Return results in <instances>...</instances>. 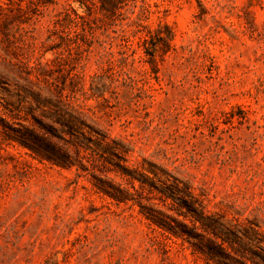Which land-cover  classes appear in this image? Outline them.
Returning <instances> with one entry per match:
<instances>
[{
    "label": "rangeland",
    "instance_id": "1",
    "mask_svg": "<svg viewBox=\"0 0 264 264\" xmlns=\"http://www.w3.org/2000/svg\"><path fill=\"white\" fill-rule=\"evenodd\" d=\"M39 1L0 0V264H264V0Z\"/></svg>",
    "mask_w": 264,
    "mask_h": 264
},
{
    "label": "trees",
    "instance_id": "2",
    "mask_svg": "<svg viewBox=\"0 0 264 264\" xmlns=\"http://www.w3.org/2000/svg\"><path fill=\"white\" fill-rule=\"evenodd\" d=\"M97 1L100 3L101 11L107 12V13L113 12V10L108 7V5H110V7H113V9H115L114 7H115L116 3L118 2V0H97ZM38 3L41 5H46V4L53 3V0H40ZM88 3L92 4V1L91 0H82V2L80 4L82 6H85L87 9H90V6L88 5ZM78 18H80V17H78ZM146 43H148V42L145 41V44ZM41 125H42V127H45V126H43V124H41ZM65 125H66V127H68V130L73 129L71 124H65ZM33 139L34 140H30V143H27L26 141H24V142H21V144L25 147H28L36 156H38L41 159L47 160V161L52 162L53 164H57V165L63 164V162H62V160H60V158L55 157V156H53V154H51V152L49 150L51 145H50V143H48L46 141V139H44L43 137H40L37 134H33ZM139 181L142 185H145V180H139ZM95 186L99 192L106 194L109 197H112L117 201H120V199L117 198V195L114 192H111V190H110L111 188L109 189L108 187H105L101 182H100V184H95ZM161 193L166 198L171 197L170 195L165 194L164 191L163 192L161 191ZM184 206L186 207L187 210L190 209L185 204H184ZM148 219H150L154 223L159 224V222H158L159 220H156L152 216ZM196 219H198V216ZM195 221H197V220H195ZM193 226H194V224H193ZM177 227H179L178 230H176V231L171 230V232L175 236H177L183 240L190 241V239L193 237L192 236V230L194 228H189L185 223H180V222L177 223Z\"/></svg>",
    "mask_w": 264,
    "mask_h": 264
}]
</instances>
